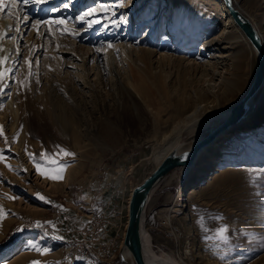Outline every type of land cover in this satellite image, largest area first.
<instances>
[{"label": "rangeland", "instance_id": "374dc122", "mask_svg": "<svg viewBox=\"0 0 264 264\" xmlns=\"http://www.w3.org/2000/svg\"><path fill=\"white\" fill-rule=\"evenodd\" d=\"M257 3L241 0L254 16ZM93 7L102 23L88 27L76 19ZM20 9L30 23L21 20L18 41L0 40V56L13 58L19 45L16 81L28 77L26 59L38 75L28 78V89L8 81L0 96L7 137V143L0 137L6 157L0 162V264H133L124 238L134 187L174 139L189 143L224 123L185 124L197 105L228 106L203 95L201 73L166 67L147 52L197 55L223 29L227 9L220 0H20ZM121 16L126 23H117ZM58 17L68 18L78 35L53 27L49 36L44 25L38 35L32 27ZM171 25L175 35L168 34ZM15 29L7 9L0 10V33L14 36ZM258 65L254 60L252 85ZM36 108L48 110L54 122L36 118ZM57 146L75 154L58 158L69 164L61 182L38 175L29 157L54 155ZM217 152L197 164L213 163L204 177L192 182L194 171L179 167L154 191L143 231L150 251L180 264H264V118L228 134ZM32 244L49 252L41 255Z\"/></svg>", "mask_w": 264, "mask_h": 264}, {"label": "bare ground", "instance_id": "6f19581e", "mask_svg": "<svg viewBox=\"0 0 264 264\" xmlns=\"http://www.w3.org/2000/svg\"><path fill=\"white\" fill-rule=\"evenodd\" d=\"M220 1L223 2L227 9L223 29L218 34L210 37L209 40L204 41L200 53L195 56H186L168 52H158L152 49L147 52L152 60H154L153 58H157V62L162 63L166 67H171L177 64L188 70L190 73H194V75L201 73V78L203 79L202 82L204 84L202 87L203 95L207 96V98L209 97L208 99L214 100L212 103H228L226 110L223 111L220 110L219 107H213L211 105L209 107L204 104L197 105V108L192 114L187 116L189 120L187 119L188 122L185 123H190L191 127H196L198 123L204 121L212 126H217V124L221 122L226 123V121L231 118L230 116L233 109L241 103L245 97H248V100H246V106L240 110L237 118L224 126L225 128H223L220 133L212 138L206 146L199 150L195 159V166L188 168L183 167V169L189 170V174L194 171V179L192 182L199 177H204L209 172L213 163H209L208 166L201 169L196 168V166L198 163L208 160L210 157L214 160L217 157V148L220 142L223 141L228 134L245 124H249L250 122L256 123L264 118V71L261 75L259 84L255 85L254 81L252 85L254 60L258 59L259 62L260 54L245 31L236 22L230 9L225 5L224 0ZM257 2V11H260V13H258L257 16H254L243 5H241V0H231L233 8L244 15L245 18L249 20L254 30H256L264 49V29L262 28L264 27V0H257ZM257 17L259 18V21L256 19ZM176 26L177 25H171V27L168 26V34L175 35L177 30ZM205 53L208 55H205ZM15 58L16 55L13 59ZM143 89L144 86L142 87V91ZM199 98H201V96ZM256 107L259 108V111L253 117L246 118L251 115ZM231 108L233 109L231 110ZM34 112L33 115L36 118L42 121L50 120L54 122L48 110L44 111L36 108ZM214 112L215 114L220 115V117H213L212 115ZM217 128L219 127L214 129ZM59 130L63 131V128H60ZM105 131L109 133L107 129ZM206 135L199 136L196 140H191L189 143H181L182 140L180 137H177L159 152V162L161 163L174 149H179V151L190 149L196 142L200 141V139L204 138ZM174 171H176V169L160 181L153 191H155ZM190 184L191 182L188 185ZM143 231L144 227L142 229V236L144 252L148 264H180L177 260L165 255L155 256L150 251L149 238L143 233ZM126 255L131 261H133L134 257L130 250L127 251ZM133 264H135V262H133Z\"/></svg>", "mask_w": 264, "mask_h": 264}, {"label": "snow or ice", "instance_id": "6c2138e0", "mask_svg": "<svg viewBox=\"0 0 264 264\" xmlns=\"http://www.w3.org/2000/svg\"><path fill=\"white\" fill-rule=\"evenodd\" d=\"M24 4H27L30 2V0H22ZM122 6V4H121ZM69 7L68 3H65L63 5L64 9H67ZM7 9V15L14 19L16 21V32L17 35L10 36L9 32L12 30V26H9V32L0 33V40H4L5 38L11 39L13 41H18L19 38H23L24 33L21 32V20H23V24L26 26L30 23L29 18L25 16H21L20 12V0H0V10ZM53 11L59 12L61 11L60 8L53 9ZM100 11L106 13L107 9H101ZM99 15L98 9L93 7L90 8L88 11L81 14L76 19L81 23H86L88 27H92L93 24H99L102 23V21L97 17ZM91 18V19H90ZM127 20L125 17L121 16L117 23H126ZM70 23V20L68 18L64 17H58L54 19H48V20H37L34 24H32L33 28L37 29V34L39 35V26L44 25L47 29V34L51 36L53 27L60 30L61 35H78L74 29L69 28L68 25ZM109 48L112 47L111 44L108 45ZM4 49L2 46H0V52H3ZM101 51L100 49H97V52ZM30 52V57H31ZM22 59V54L19 50V45L16 49V58L13 59L11 55H5L0 56V96L5 94V89L10 88V83L8 81H11L12 83H18L21 87L24 89H28L30 87V81L29 77H32L34 75H38L37 73H34L32 71V61L31 59H26L23 62L28 65V77H26L24 80L16 81L15 74L19 71V65L20 60ZM11 61V66H7V62ZM36 63L38 65L39 63V57L36 58ZM37 83H39V79H37ZM19 133L17 134L18 138ZM0 137H3L5 139V142L7 143V137L4 134V128L2 125H0ZM15 139V138H14ZM59 151L57 153L49 154L46 152L40 153V160H37L35 154L29 153L30 159H32L35 171L38 175L45 179H49L56 182H61L65 178V172L67 167L69 166L68 163L62 162L59 157H74L75 154L71 151H68L66 149L61 148L60 146H57ZM6 160V157L4 155V150H0V162H3ZM11 170V165H6ZM12 198V197H10ZM41 200H44L45 198L41 195L39 196ZM2 211V210H0ZM221 218V217H217ZM227 229H225L226 231ZM31 250H35L41 255L47 254L49 252V249L46 247H41L37 244H32L30 246ZM77 259H81L80 257H77ZM31 264H42L39 260H34L31 262Z\"/></svg>", "mask_w": 264, "mask_h": 264}, {"label": "water", "instance_id": "95a60500", "mask_svg": "<svg viewBox=\"0 0 264 264\" xmlns=\"http://www.w3.org/2000/svg\"><path fill=\"white\" fill-rule=\"evenodd\" d=\"M224 3L230 9L236 22L245 31L252 44L258 49L260 54L259 66L254 83L255 85H258L264 71V49L260 42V38L249 20L233 8L231 0H224ZM246 100H248V97H245L243 101L233 109L230 116L231 118L224 123L225 125L222 124L219 128L212 130L208 135L200 139V141L196 142L186 151H179V149L171 151L151 174L134 187L129 202V218L124 238V246L131 251L135 264H148L144 252L142 229L145 226L147 206L155 187L173 170L179 167H194L195 159L199 150L206 146L212 138L220 133L223 128H225L224 126L237 118L240 110L246 106Z\"/></svg>", "mask_w": 264, "mask_h": 264}]
</instances>
